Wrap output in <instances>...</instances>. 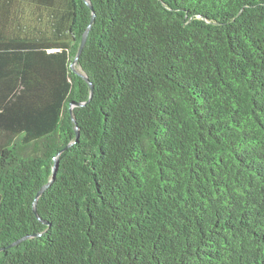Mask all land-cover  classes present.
Segmentation results:
<instances>
[{"label":"trees","instance_id":"obj_1","mask_svg":"<svg viewBox=\"0 0 264 264\" xmlns=\"http://www.w3.org/2000/svg\"><path fill=\"white\" fill-rule=\"evenodd\" d=\"M88 1L0 0V264H264V0Z\"/></svg>","mask_w":264,"mask_h":264},{"label":"water","instance_id":"obj_2","mask_svg":"<svg viewBox=\"0 0 264 264\" xmlns=\"http://www.w3.org/2000/svg\"><path fill=\"white\" fill-rule=\"evenodd\" d=\"M86 2H87V4L90 6V7H92L91 6V4H90V2L88 1V0H86ZM86 35H87V33L85 34V37H84V40H83V44H82V46H81V49H80V51L82 50V48H83V46H84V43H85V39H86ZM74 71L77 73V74H80L82 77H84L86 80H87V82L91 85V83L89 82V80H88V78L86 77V76H84L83 74H81L80 72H78L75 68H74ZM91 87H92V85H91ZM75 120V119H74ZM62 152V151H61ZM61 152H59V155L61 154ZM55 167H54V175H55V173H56V170H57V166H58V158L57 159H55ZM49 185V184H48ZM48 185H46V186H44L39 192H38V197L42 194V192L47 188V186ZM35 212L37 213V210L35 209Z\"/></svg>","mask_w":264,"mask_h":264},{"label":"rangeland","instance_id":"obj_3","mask_svg":"<svg viewBox=\"0 0 264 264\" xmlns=\"http://www.w3.org/2000/svg\"><path fill=\"white\" fill-rule=\"evenodd\" d=\"M30 11L26 8V10H25V16H24V18H25V20H27V21H29L30 20Z\"/></svg>","mask_w":264,"mask_h":264}]
</instances>
